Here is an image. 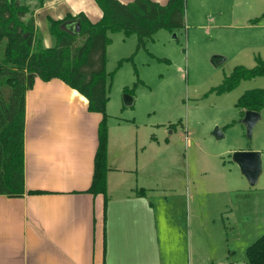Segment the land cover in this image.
<instances>
[{
	"label": "crops",
	"instance_id": "obj_1",
	"mask_svg": "<svg viewBox=\"0 0 264 264\" xmlns=\"http://www.w3.org/2000/svg\"><path fill=\"white\" fill-rule=\"evenodd\" d=\"M83 1L88 5L46 0L35 11L36 29L45 32L46 46L54 42L48 17L63 19L84 12L93 22L102 18L97 3ZM154 1L166 4L169 0ZM126 95L127 104L132 105L133 96ZM102 119V113L89 109L87 97L62 79L36 77L26 94L25 186L47 192L21 197L0 194V264L209 262L200 252L193 259L192 251L185 262V243L173 236V213H163L161 218L162 210L158 212L152 204L153 193L161 190L160 180L155 186L146 183L142 169L127 153L130 148L116 142L110 126L107 200L103 193L88 191ZM148 165L144 161V167ZM239 169L233 159L211 164V196L215 200L210 219L211 264H247V248L264 235V189L253 190ZM150 170L146 169L149 174ZM194 214H190L191 226ZM166 217L171 224L166 223ZM219 249L223 251L221 262L214 256Z\"/></svg>",
	"mask_w": 264,
	"mask_h": 264
},
{
	"label": "rangeland",
	"instance_id": "obj_2",
	"mask_svg": "<svg viewBox=\"0 0 264 264\" xmlns=\"http://www.w3.org/2000/svg\"><path fill=\"white\" fill-rule=\"evenodd\" d=\"M27 3L33 7L36 1ZM108 36L110 130L116 142L130 148L127 153L146 183L155 186L160 180L152 204L162 210L161 218L173 213V236L185 243V262L192 251L193 259L200 252L210 259L201 264H211V164L232 160L237 150L260 151L263 169L251 188L264 189V108L249 135L246 111L236 105L247 90L264 88V75L242 79L230 91L217 90L236 66L252 68L264 60V0H187L184 26L159 30L145 46H138L135 33L109 31ZM215 55L225 58L218 66ZM216 127L224 137L215 136ZM191 213H197L192 226ZM166 223L171 224L168 217ZM214 256L223 261L221 249Z\"/></svg>",
	"mask_w": 264,
	"mask_h": 264
},
{
	"label": "trees",
	"instance_id": "obj_3",
	"mask_svg": "<svg viewBox=\"0 0 264 264\" xmlns=\"http://www.w3.org/2000/svg\"><path fill=\"white\" fill-rule=\"evenodd\" d=\"M0 0V194L21 197L25 193H46L25 186L26 94L36 77L48 81L59 78L77 89L89 100L91 111L103 114L99 124V142L95 169L89 192L103 193L107 200L109 125L107 114L108 76L107 46L109 31L138 35V46L163 28L175 30L184 26L187 0H95L103 11L102 18L91 21L84 12L68 14L63 19L47 18L53 45L44 44L36 29L35 11L45 0ZM79 21L80 32L65 25ZM264 75V60L248 68L238 65L217 90L226 92L242 79ZM12 91L6 95L5 89ZM130 89H126L129 94ZM243 110L264 108V88L247 90L236 104ZM247 264H264V235L247 248Z\"/></svg>",
	"mask_w": 264,
	"mask_h": 264
},
{
	"label": "water",
	"instance_id": "obj_4",
	"mask_svg": "<svg viewBox=\"0 0 264 264\" xmlns=\"http://www.w3.org/2000/svg\"><path fill=\"white\" fill-rule=\"evenodd\" d=\"M65 26L73 32H80L81 30V24L79 21H72V23H68ZM224 60L225 58L219 55H215L212 58V62L217 66ZM130 99L132 98L130 97ZM260 117V111L246 110L244 121L247 125L249 135L252 134L253 126ZM214 134L217 138L224 137V134L219 127L215 128ZM232 159L239 165L241 172L247 177L249 182L252 185H255L258 182L263 169L261 152L257 150H237L233 153Z\"/></svg>",
	"mask_w": 264,
	"mask_h": 264
}]
</instances>
